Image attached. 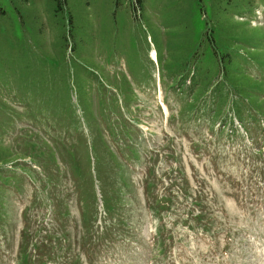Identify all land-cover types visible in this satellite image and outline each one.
<instances>
[{"label": "rangeland", "instance_id": "obj_1", "mask_svg": "<svg viewBox=\"0 0 264 264\" xmlns=\"http://www.w3.org/2000/svg\"><path fill=\"white\" fill-rule=\"evenodd\" d=\"M54 2L0 0V264H264V0Z\"/></svg>", "mask_w": 264, "mask_h": 264}, {"label": "trees", "instance_id": "obj_2", "mask_svg": "<svg viewBox=\"0 0 264 264\" xmlns=\"http://www.w3.org/2000/svg\"><path fill=\"white\" fill-rule=\"evenodd\" d=\"M48 1L50 5L49 10L51 11V2L55 3L54 2L55 0H48ZM57 2L58 3L61 2L62 4V0H57ZM64 2L65 0H63V3ZM6 15H7V11L0 4V17ZM219 23H220V29H219L220 34L218 40H219L220 50H217L213 38L211 39L210 42V47L214 49L212 56L219 64L218 72L221 76H223L225 83L231 88L232 91H234L235 94L239 95L243 99L252 101L254 100V95L251 93L250 88L256 85L257 80L251 74L244 71L243 66L235 57H232L228 53L225 54L223 49L226 48L238 49L242 47V44L238 45V42H240V40L254 39L250 36L257 35L258 31L257 30L253 32L249 31L246 27H243V25H241L240 23H236L228 19L221 20ZM226 31H228V33ZM224 35L234 37V40L229 39L228 44H226L227 42L225 40L227 39L223 37ZM243 52H246V54H244L246 58L254 59V55L258 51L256 52L254 50L245 48ZM257 60H261V59L258 58ZM197 217L199 218L201 216L197 214Z\"/></svg>", "mask_w": 264, "mask_h": 264}, {"label": "bare ground", "instance_id": "obj_3", "mask_svg": "<svg viewBox=\"0 0 264 264\" xmlns=\"http://www.w3.org/2000/svg\"><path fill=\"white\" fill-rule=\"evenodd\" d=\"M155 55V54H154ZM154 58V57H153ZM154 60H156V58L154 59Z\"/></svg>", "mask_w": 264, "mask_h": 264}]
</instances>
